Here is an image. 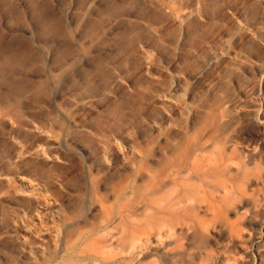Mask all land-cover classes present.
<instances>
[{
	"label": "rangeland",
	"instance_id": "rangeland-1",
	"mask_svg": "<svg viewBox=\"0 0 264 264\" xmlns=\"http://www.w3.org/2000/svg\"><path fill=\"white\" fill-rule=\"evenodd\" d=\"M0 100L12 102L0 112V187H17L0 212L31 220L46 264H264V0H0ZM195 153L203 169L219 162L210 198L224 182L243 196L227 215L241 235L190 197L202 187L188 172ZM147 179L166 194L162 217L176 193L177 225L144 247L78 259L46 224L73 206L74 186L94 183L119 202L107 218L122 219L128 184Z\"/></svg>",
	"mask_w": 264,
	"mask_h": 264
},
{
	"label": "crops",
	"instance_id": "crops-1",
	"mask_svg": "<svg viewBox=\"0 0 264 264\" xmlns=\"http://www.w3.org/2000/svg\"><path fill=\"white\" fill-rule=\"evenodd\" d=\"M11 103V101L8 102L9 107ZM1 104L2 101L0 100V112L2 107L9 108L6 105L7 101H4V105ZM146 183H148V179L143 180L142 184L136 186L128 184L126 197H121V203H123L121 207L125 212L122 219H119L115 215L107 218L108 211H112V214L113 211L116 212L119 202L112 192H108L109 186L94 183L90 184L88 189L84 191L80 186H72L73 189L70 192L76 194V201L72 207L67 208L62 220H49L48 222L45 220H33V222L38 227L43 226L45 222L46 224H56L53 225L54 227L60 225V232L57 230V242L62 245V249L64 250L67 247L68 250L76 253L78 251L85 253L84 251L86 250L88 256H91L93 253L89 251V248H83L84 243L87 241V236L90 238V241L93 240L91 244L93 247L96 242L104 241L107 244L113 238V235H116L118 239H122L125 242L134 238L145 239L146 234L159 232V228L162 225H177V213L175 214V208L177 207L175 206V200H173L176 197V193L173 192L171 196L169 195L167 201L164 202L166 204H163V207L168 205L169 208H174L173 214L162 217L156 213L157 211L161 212V208L158 207L157 203L164 201L166 194L158 188V193L152 195L154 190L149 189L146 191ZM120 187L122 189L125 186ZM16 188L10 183L3 186V188L0 187V204L3 202L2 192L16 195V192H14ZM82 192L88 194V201L86 199L83 200L85 206L89 204V207H86L85 211L81 206ZM107 195H109L110 199ZM96 205L98 206V211L92 208L93 206L95 208ZM149 209L150 211H148ZM1 214L2 212H0V264H43L45 262L42 258V253L45 250L43 241L47 239H43L42 236L36 239L34 238V233L26 231L27 224H32L31 220L18 218L12 214L4 217ZM82 220L89 221L84 222ZM164 229L168 230L167 227Z\"/></svg>",
	"mask_w": 264,
	"mask_h": 264
},
{
	"label": "bare ground",
	"instance_id": "bare-ground-1",
	"mask_svg": "<svg viewBox=\"0 0 264 264\" xmlns=\"http://www.w3.org/2000/svg\"><path fill=\"white\" fill-rule=\"evenodd\" d=\"M209 65H211V64H209ZM219 97H220L219 106H220V108L225 110V108L228 107V102H229L227 100L228 96H226L224 93H221V94H219ZM195 156L196 157L193 160L194 162H193V164H191L192 166L189 167L188 172L192 173L193 175H195L200 180L202 187L193 188L190 191V197L191 198L195 197L196 199H201V198L204 199V201L207 203L206 204L207 213H209L212 217H214L215 220H218V222H216L214 225H217V224L224 225L227 228L229 235L231 237H237V236L241 235L242 230L238 228V224L236 222L231 221L227 216L228 212L230 210L229 203L234 199V197L238 196V194L234 191L235 185L233 183H228V182H224L221 184L220 183L215 184L216 185L215 190L219 193L221 192L222 196L219 199L210 198L208 191L206 190L205 186H210V185L214 184V182L210 180V177L212 174H216V170L218 167L217 163H219V162H216V164H213L208 169H203V167L201 165H199V162L202 158H200V156L197 155L196 153H195ZM177 174H179V173H177ZM246 182H247V184L252 185V178L247 176ZM177 186H179V184H177ZM183 193L185 195L188 194V191H187L185 186L183 187V191L180 192V195H182ZM238 197H239L240 201L243 200L242 195L238 196ZM247 204L249 206V208L247 210H249L251 212L250 220H252V209L254 210L256 208V205L252 203V200L247 202ZM157 214L160 215V213H157ZM122 218H124V215L122 216ZM253 220H257V219L254 218ZM163 227H166V225H162L159 228L160 234L162 233L161 230L163 229ZM201 229L207 230L208 225H205V224L202 225ZM127 242L129 243L127 248H129V251H132V250H135L139 247H144L145 245H147L148 240H144L142 238H137V239L134 238V239H131L130 241L125 242L124 240L119 239V242L116 245L117 251H116V249L115 250L108 249L109 247L106 245V243H104V241H101L99 243L97 242V245L94 247V249L90 250L93 253L91 256H88L87 255L88 252L85 250L84 251L85 253H83L81 251L75 257H77L78 259H85L87 257V259H89V258H97L100 256H106V255L112 254V253L114 254V252L115 253L118 252L119 254H123L126 252ZM138 260H140V257L138 258ZM45 262H48V261L45 260ZM136 264H141V263L138 261Z\"/></svg>",
	"mask_w": 264,
	"mask_h": 264
}]
</instances>
